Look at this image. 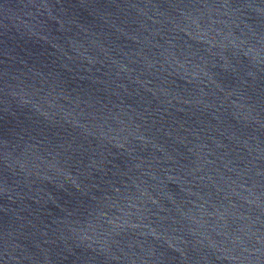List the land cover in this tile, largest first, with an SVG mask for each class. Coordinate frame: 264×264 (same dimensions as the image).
<instances>
[{
	"label": "water",
	"instance_id": "1",
	"mask_svg": "<svg viewBox=\"0 0 264 264\" xmlns=\"http://www.w3.org/2000/svg\"><path fill=\"white\" fill-rule=\"evenodd\" d=\"M0 264H264V0H0Z\"/></svg>",
	"mask_w": 264,
	"mask_h": 264
}]
</instances>
